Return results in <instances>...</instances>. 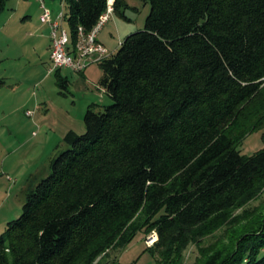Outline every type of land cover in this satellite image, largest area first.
<instances>
[{
  "label": "trees",
  "instance_id": "trees-1",
  "mask_svg": "<svg viewBox=\"0 0 264 264\" xmlns=\"http://www.w3.org/2000/svg\"><path fill=\"white\" fill-rule=\"evenodd\" d=\"M143 1V29L98 61L111 102L87 106L84 132L67 130L0 233V264H95L138 232L156 233L154 264H182L264 186V147L238 149L264 128V0ZM63 2L72 41L107 7ZM214 236L198 264H264V216L227 244Z\"/></svg>",
  "mask_w": 264,
  "mask_h": 264
},
{
  "label": "rangeland",
  "instance_id": "rangeland-1",
  "mask_svg": "<svg viewBox=\"0 0 264 264\" xmlns=\"http://www.w3.org/2000/svg\"><path fill=\"white\" fill-rule=\"evenodd\" d=\"M120 12L113 11L98 32V39L109 52L130 33L143 29L150 5L143 0H125ZM53 15L61 0H44ZM38 0H6L0 11V233L6 222L18 217L25 190L50 172L51 160L67 147V130H85L83 115L87 106L111 102L99 86L102 69L98 62L83 71L51 66L49 32L40 21ZM64 12L66 9L64 8ZM64 27L69 31L66 19ZM68 81L59 85L56 71ZM264 147V128L245 135L238 145L241 154L251 155ZM264 216V186L248 203L236 209L214 235L227 244L233 236L252 227ZM153 235L138 232L125 247L109 251L95 264H154L156 256L147 248ZM191 244L182 264H198L210 252L215 236ZM156 240L157 236L154 235ZM153 241V242H154ZM151 246V245H150Z\"/></svg>",
  "mask_w": 264,
  "mask_h": 264
},
{
  "label": "built area",
  "instance_id": "built-area-1",
  "mask_svg": "<svg viewBox=\"0 0 264 264\" xmlns=\"http://www.w3.org/2000/svg\"><path fill=\"white\" fill-rule=\"evenodd\" d=\"M42 12L40 21L49 27L50 36V61L49 70L67 67L73 71L81 72L89 64L98 62L102 58L110 55L106 46L98 39V32L104 22L108 20L113 12V0H107V7L100 15L97 22L89 30H85L81 25L76 29L75 39L72 41L69 31L64 27L65 20L64 2L61 0L60 11L53 15L51 9L47 7L44 0H38ZM153 235L146 240L147 245H152L155 239Z\"/></svg>",
  "mask_w": 264,
  "mask_h": 264
},
{
  "label": "crops",
  "instance_id": "crops-1",
  "mask_svg": "<svg viewBox=\"0 0 264 264\" xmlns=\"http://www.w3.org/2000/svg\"><path fill=\"white\" fill-rule=\"evenodd\" d=\"M47 29H48V32H49V27L47 26ZM49 34V33H48ZM49 39H50V36H49ZM49 45V50H50V43L48 44ZM26 195V190H25V194L24 196Z\"/></svg>",
  "mask_w": 264,
  "mask_h": 264
}]
</instances>
